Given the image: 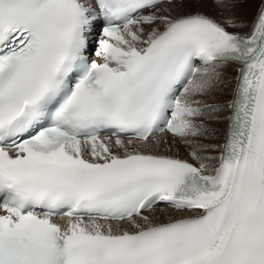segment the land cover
Masks as SVG:
<instances>
[{
    "label": "snow or ice",
    "instance_id": "snow-or-ice-1",
    "mask_svg": "<svg viewBox=\"0 0 264 264\" xmlns=\"http://www.w3.org/2000/svg\"><path fill=\"white\" fill-rule=\"evenodd\" d=\"M0 264H264V0H0Z\"/></svg>",
    "mask_w": 264,
    "mask_h": 264
}]
</instances>
